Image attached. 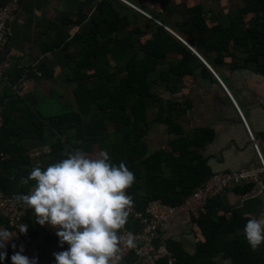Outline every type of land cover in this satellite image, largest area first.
Masks as SVG:
<instances>
[{"label":"crops","instance_id":"obj_1","mask_svg":"<svg viewBox=\"0 0 264 264\" xmlns=\"http://www.w3.org/2000/svg\"><path fill=\"white\" fill-rule=\"evenodd\" d=\"M125 1L23 0L14 35L0 54L14 68L12 81L22 77L21 68L30 72L20 95L0 81L5 116L0 156L9 155L0 162V189L29 194L35 181L24 180L34 166L46 168L77 149L90 158L105 151L111 160L117 154L134 168L139 205L145 207L152 195L146 176L161 185L175 183L177 162L192 158L208 175L258 171V180L232 185L217 196L215 212L233 220L240 216L246 223L259 218L264 171L246 125L264 159V0ZM109 27L120 30L111 33ZM131 68L133 80L144 77L146 87L142 95L135 87L127 90L131 97L121 113L128 115L130 126L122 129L121 116L108 113L120 112L116 105L125 101L108 104L113 95H124ZM37 147L49 152L31 156ZM21 207L41 251L67 250V243L60 246L57 229L41 226L32 209ZM125 226L137 227L132 215ZM0 228L13 235L1 250L12 251V244L22 241L20 233L3 220ZM243 229L227 239L245 237ZM162 239L173 264L179 263L173 244L182 261L204 264L198 251L205 238L191 214L177 216ZM124 262L170 264L153 256L138 259L134 253ZM213 262L233 264L225 253Z\"/></svg>","mask_w":264,"mask_h":264},{"label":"clouds","instance_id":"obj_2","mask_svg":"<svg viewBox=\"0 0 264 264\" xmlns=\"http://www.w3.org/2000/svg\"><path fill=\"white\" fill-rule=\"evenodd\" d=\"M66 159L46 168L34 166L24 180L35 181L29 194H17V203L32 209L36 222L57 229L60 246L67 250L54 252L55 264H119L120 246L136 247L132 233L120 234L133 207L127 194L134 174L121 162H111L109 154L100 151L94 158L77 149L65 153ZM27 224L20 233H26ZM243 233L253 251L264 243V212L251 218ZM12 233L0 228V249H6ZM16 244H12L15 249ZM24 246L11 256L12 264H37V258L23 255ZM7 251H0V261Z\"/></svg>","mask_w":264,"mask_h":264},{"label":"built area","instance_id":"obj_3","mask_svg":"<svg viewBox=\"0 0 264 264\" xmlns=\"http://www.w3.org/2000/svg\"><path fill=\"white\" fill-rule=\"evenodd\" d=\"M125 1V0H122ZM23 0H0V54H4L7 51L9 42L14 35V26L18 20V14L21 11ZM129 5L135 7L131 3ZM144 15L151 20L155 19L140 10ZM190 47L187 43H185ZM191 48V47H190ZM22 69V77L17 81H12L11 72L14 70L8 59L0 60V81L3 82L9 89L13 90L17 94H21L24 83L28 80L29 70ZM38 76H41L38 74ZM234 104V102H233ZM235 105V104H234ZM240 115V112H239ZM245 123V121L243 120ZM246 125V123H245ZM5 128V116L4 109L0 107V136ZM246 129L258 150L260 159L263 165L264 171V159L259 150L258 144L255 141L253 134L249 127L246 125ZM44 151L49 150L45 148H33L30 151L31 156L42 155ZM7 153H2L0 156V162L8 159ZM258 171L242 169L234 172H219L212 174L202 185L196 187L192 192L183 200V202L172 204L164 202L161 199H153L148 202L146 208L142 211L132 207L130 215L137 221V227L125 226L120 230V234L127 235L132 233L136 240V247L128 249L121 245L119 255L121 260L119 264H134L125 263V258L134 253L138 259L153 256L155 259H168L170 264L174 263L172 253L168 249L167 243L162 239V231L166 226L173 222V220L180 214L189 213L196 220L199 219L208 210L210 201L219 196L227 188L232 185L240 184L243 181L258 180ZM127 194L128 191L126 190ZM18 193H9L0 189V219L6 222V224L20 233V229L25 225L26 212L21 207V204L17 203L15 196ZM21 242L15 248V251L20 250V245L24 246L23 255L29 258H37V264H55V257L53 255H47L41 251L38 247L36 240L30 235L27 230L26 233H20Z\"/></svg>","mask_w":264,"mask_h":264},{"label":"trees","instance_id":"obj_4","mask_svg":"<svg viewBox=\"0 0 264 264\" xmlns=\"http://www.w3.org/2000/svg\"><path fill=\"white\" fill-rule=\"evenodd\" d=\"M118 30H120V28L115 29L109 27V32L111 33ZM250 32L255 38L256 35L254 36V31L252 30V28ZM253 46L254 48L256 47V41L254 42ZM130 70L131 71L129 79L125 82V84H123L124 91L126 92L130 87H135L139 91V95H142L143 92L141 91V88L146 87L145 78L136 76L137 80H133L135 79L136 72L132 70V68ZM125 92H123V96L113 95L111 97V102L108 104L110 107L119 106L120 112H115L112 109L108 114L114 118L121 116L122 123H124L121 127L122 129H126L130 126L128 115L121 113V111L125 110V105L127 102H129V98L131 97L128 91L126 94ZM121 98H123V101L125 102L121 107L120 104H117L115 106L116 101ZM119 147L120 146L116 147L117 153H120L126 147V145L122 146L121 150L119 149ZM114 158H112L111 162L113 164H116L117 166L121 162H123V160H121V158L117 156V154L116 158ZM191 160L192 158H186L185 162L180 160L177 162V164H179L180 166L177 168L178 178L175 183L172 181H166L165 183H163V185H161V183H154L153 181H157L151 176L145 175V179H147V181L149 180V192L152 193V195L148 197V201L145 204V207L147 206L149 201L157 197H161L165 202L172 204L183 202V200L192 192V190L196 186L202 184L211 176L208 175L207 172L199 170L196 166H194ZM127 168L133 173V167ZM137 189L138 187L133 183L128 188V191L132 193V199L135 206L138 208V210L142 211L145 209V207H141L139 205V196L137 194ZM215 198L210 201L207 212L196 220L205 238V242L199 246L198 256L202 260H204V264H214L213 258H215L220 253H225L228 258L233 260V264H264V243H262L257 248V250L253 251L252 248L248 246L246 237H238L233 242H230L227 239L226 236H228V234L234 233L239 229H243L244 225L246 224V220L240 218V216H236L233 220L228 219L223 215L216 214ZM17 245L18 244H16V246ZM173 246L174 253L179 259L178 264H188L187 259H184L183 261L181 260V252L180 249L177 248V245L173 244ZM0 251L5 250L0 249ZM6 251L7 257L4 261H0V264H12L11 256L14 254L15 249H13L12 251Z\"/></svg>","mask_w":264,"mask_h":264}]
</instances>
